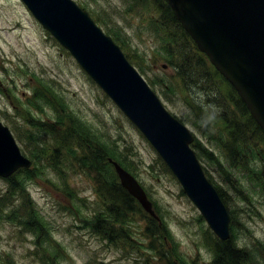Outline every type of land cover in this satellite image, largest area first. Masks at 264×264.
I'll use <instances>...</instances> for the list:
<instances>
[{
	"label": "rangeland",
	"instance_id": "rangeland-1",
	"mask_svg": "<svg viewBox=\"0 0 264 264\" xmlns=\"http://www.w3.org/2000/svg\"><path fill=\"white\" fill-rule=\"evenodd\" d=\"M75 1L193 131L203 168L226 192L233 240L264 264V141L247 131V141L237 144L252 162L230 159V126L242 121L236 88L167 16V0ZM41 85L53 103L35 98ZM0 121L33 160L31 174L0 177V264H213L219 237L180 180L22 0H0ZM85 130L139 180L159 230L141 204L109 231L113 241L90 228L91 217L113 207L114 199L106 179L81 165L90 154ZM33 218L41 222L36 229L27 224Z\"/></svg>",
	"mask_w": 264,
	"mask_h": 264
},
{
	"label": "water",
	"instance_id": "water-1",
	"mask_svg": "<svg viewBox=\"0 0 264 264\" xmlns=\"http://www.w3.org/2000/svg\"><path fill=\"white\" fill-rule=\"evenodd\" d=\"M167 1L198 48L236 88L264 130V0ZM23 2L143 132L217 236L229 239V209L191 147L192 131L167 109L121 47L75 0ZM109 161L123 187L159 219L139 180L117 160ZM31 163L10 128L0 121V176L8 177Z\"/></svg>",
	"mask_w": 264,
	"mask_h": 264
},
{
	"label": "trees",
	"instance_id": "trees-1",
	"mask_svg": "<svg viewBox=\"0 0 264 264\" xmlns=\"http://www.w3.org/2000/svg\"><path fill=\"white\" fill-rule=\"evenodd\" d=\"M167 16L175 21V23L178 25L181 31L184 32L185 35H188V33L184 31L183 26L181 25L178 18L176 17L175 12L168 4H167ZM188 37L190 38L189 35ZM191 41L196 47L194 41L192 39ZM201 54L203 55L204 58H207L205 54L203 53ZM190 68L192 69V67ZM214 72L225 79V77L216 68H214ZM234 91L237 92L235 88ZM236 94L239 95L238 92ZM34 96L37 99L46 98V100L51 103H53L54 102L53 99H55V96L51 94L50 90H46L44 85L43 86L41 85L40 88H38L34 92ZM237 100H238V104L236 103V106L238 108V111L236 112V114L242 121L237 123L236 125L233 124L232 126H230L233 128V131L231 132L233 133L232 134L233 138L231 144H229L230 159L232 161H235L236 159L247 160L248 163H251L252 162L251 153L249 151L242 150L240 148V145L237 144V142L242 141L243 143H245L247 141L248 137L245 135L247 134V131L252 132V134L256 135L258 138L264 141V130L255 120L247 104L244 102V100L241 98L240 95ZM68 120L71 122V124L77 123L75 117H68ZM79 127L81 129L84 126L79 123ZM79 136H80V132H79ZM82 140L88 142V148L90 154L82 159L81 165L85 167L88 172L91 171L96 172L100 179H102V177L106 179L105 183H107L108 187L112 190L109 191V193L110 194L112 193L111 195L113 196L114 199V201H111L113 207L104 209V211H101L100 213H97L94 216H92L89 225L90 228L95 230L96 232L99 231L103 233L105 239L109 241H113L114 240L113 233H109V231L111 229L112 230L116 229V226L119 225L123 226L126 223V221H128L129 218L128 216L136 209V207L140 203L132 194L128 192V190L125 187H123L121 183H119L118 174L116 173L113 164L109 161V158H113L117 160L122 165L123 163H121V161L117 158L115 153L111 152V148H109L110 146L108 145V147L107 146L102 147L100 143H97V141L93 138V136L86 130H85V135H82ZM192 146L194 148L201 147V144L200 142H198L197 138L193 142ZM56 151H58V149H56ZM207 154L208 157L210 156L211 158H214L213 152L208 151ZM79 164H80V160H79ZM165 167L168 170H170L166 164ZM250 168H252V164ZM25 170L24 169L19 170L13 176L18 175ZM26 172H30L28 174H31V171L29 170H27ZM206 173L209 179L211 180V177L207 171ZM25 176L28 177L27 173H25ZM215 186L217 187L225 204L228 205L227 204L228 198L226 196V192L222 191L218 187V185L215 184ZM18 189L24 190L21 187H19ZM230 214H231V228H232V224L234 223V217L232 215V212H230ZM151 220L156 230H159L158 225L154 222L159 219H156L155 217L151 216ZM39 222L36 221L35 218H33L32 220H29L27 224L32 229H36ZM152 233L153 236L156 238L157 237L156 232H152ZM48 240H50V238H48ZM212 245L215 254L213 259V264H260L253 256V252H252L253 250L248 249L246 247H239L238 245H236L235 241L233 240L232 234L231 237L227 240L216 238L215 241L212 243Z\"/></svg>",
	"mask_w": 264,
	"mask_h": 264
}]
</instances>
